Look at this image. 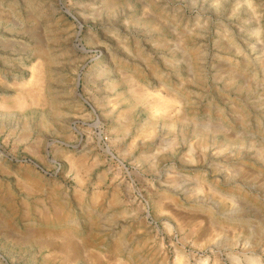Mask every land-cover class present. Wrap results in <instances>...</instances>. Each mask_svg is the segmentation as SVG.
<instances>
[{"label": "rangeland", "instance_id": "obj_1", "mask_svg": "<svg viewBox=\"0 0 264 264\" xmlns=\"http://www.w3.org/2000/svg\"><path fill=\"white\" fill-rule=\"evenodd\" d=\"M177 258L264 264V0H0V264Z\"/></svg>", "mask_w": 264, "mask_h": 264}, {"label": "bare ground", "instance_id": "obj_2", "mask_svg": "<svg viewBox=\"0 0 264 264\" xmlns=\"http://www.w3.org/2000/svg\"><path fill=\"white\" fill-rule=\"evenodd\" d=\"M166 101V100H165ZM166 103V102H165ZM161 108V106H159ZM177 264H181V261L179 258H177Z\"/></svg>", "mask_w": 264, "mask_h": 264}]
</instances>
